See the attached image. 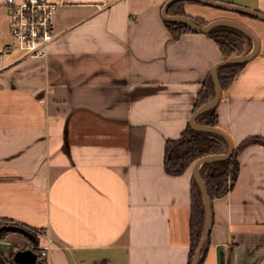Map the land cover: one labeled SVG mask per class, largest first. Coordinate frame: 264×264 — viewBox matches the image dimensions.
I'll list each match as a JSON object with an SVG mask.
<instances>
[{"label": "crops", "instance_id": "0c3cea01", "mask_svg": "<svg viewBox=\"0 0 264 264\" xmlns=\"http://www.w3.org/2000/svg\"><path fill=\"white\" fill-rule=\"evenodd\" d=\"M169 1L62 0L49 54L21 57L6 49L0 0V264L44 244V231L54 241L46 264H188L194 166L167 173L165 145L190 124L225 56L207 32L174 38ZM220 1L264 13V0ZM184 8L258 37L217 110L235 148L264 138V21L199 2ZM238 158L234 188L211 207L203 264H264V145L247 142Z\"/></svg>", "mask_w": 264, "mask_h": 264}, {"label": "trees", "instance_id": "16d2710c", "mask_svg": "<svg viewBox=\"0 0 264 264\" xmlns=\"http://www.w3.org/2000/svg\"><path fill=\"white\" fill-rule=\"evenodd\" d=\"M188 1L198 2L195 0H179L170 6L168 13L170 15L187 16L184 5ZM192 20L199 26H204L209 23L205 20ZM165 21L174 38H180L182 34L186 32H196L182 21ZM207 33L217 42L225 58L247 54L254 46V41L249 35L244 31L229 25H218ZM246 64V62L231 63L223 65L218 69V75L223 90L232 84L236 75ZM215 95L216 85L212 73H210L198 94L195 111L213 99ZM217 106L198 116L196 121L200 124L219 126V113ZM247 142L264 145V138L259 136L249 137L234 149L231 157L206 161L202 164L200 173L208 188L211 207L216 198L227 195L234 188L240 173L238 152ZM228 149V142L222 135L212 131L198 130L189 124L180 137L168 139L166 141L165 170L171 175L180 176L192 168L198 159L207 155L223 154L226 153ZM205 227L206 209L203 192L194 176L192 179V211L190 220L191 247L188 264H192L194 260ZM5 232L0 236L4 237L7 234ZM206 248L205 245L203 252ZM35 251L38 252V249L35 248ZM6 263L18 264L13 260L7 261ZM46 263V261H38L35 264Z\"/></svg>", "mask_w": 264, "mask_h": 264}, {"label": "water", "instance_id": "95a60500", "mask_svg": "<svg viewBox=\"0 0 264 264\" xmlns=\"http://www.w3.org/2000/svg\"><path fill=\"white\" fill-rule=\"evenodd\" d=\"M177 1H179V0H170L164 6L163 15H164V18L166 20L182 21L196 32H208L209 30H211L212 28H214L218 25H229V26H232V27H235V28H238V29L244 31L254 41V46L249 53L244 54V55H236L233 57L225 58V59L219 61L214 66V68L212 70V76H213V79H214V82L216 85V95L209 102H207L204 105H202L201 107H199L194 112V114L191 118V121H190V125L195 129L212 131V132H216V133L222 135L223 137L226 138L228 145H229V149L226 153L207 155L205 157L198 159L194 165V176L197 179V181H198V183L202 189V192H203L204 205H205V209H206V227H205V231H204L202 240L198 246V249H197V252H196V255L194 257L192 264H202L203 261L205 260L207 250H208V247L210 244V236H211V229H212V211H211V200H210L208 188H207V185H206L204 178L202 177V175L200 173V168H201L202 164L206 161H211V160H215V159H225V158L231 157L233 152H234L235 145H234V142H233L231 136L225 130H223L221 127L200 124L196 121V119L201 114H203L206 111L210 110L211 108L217 106L220 99H221L223 88H222V85H221V82L219 79L218 69L221 66L226 65V64L249 62L251 59H253V57H255V55L257 54V52L259 50V39L253 33V31H251L247 26H245L244 24H242L238 21H235V20L220 19V20H215V21L209 22L208 24H206L204 26H199L189 16H186V15H170L168 13V10H169L170 6ZM195 1L202 2L206 5H210L213 7L220 8V9H225V10H230V11H235V12L243 13L246 15H250L252 17H256V18L264 21V13L263 12L251 9L249 7L231 4V3H227L224 1H220V0H195ZM205 245L207 248L203 252ZM15 261L18 263L35 264L38 261V253L35 250H33L32 248L20 249V250L16 251V253H15Z\"/></svg>", "mask_w": 264, "mask_h": 264}, {"label": "built area", "instance_id": "2783aa9c", "mask_svg": "<svg viewBox=\"0 0 264 264\" xmlns=\"http://www.w3.org/2000/svg\"><path fill=\"white\" fill-rule=\"evenodd\" d=\"M61 4L62 0H5L13 38L6 49H18L21 57H46L57 37L54 16ZM41 235L46 242L34 248L39 260L47 262L54 241L47 231Z\"/></svg>", "mask_w": 264, "mask_h": 264}, {"label": "rangeland", "instance_id": "374dc122", "mask_svg": "<svg viewBox=\"0 0 264 264\" xmlns=\"http://www.w3.org/2000/svg\"><path fill=\"white\" fill-rule=\"evenodd\" d=\"M5 16H6V9H4L3 6H0V20L3 21V19L5 18ZM8 31H9V27L6 25V33H7V36L9 35Z\"/></svg>", "mask_w": 264, "mask_h": 264}]
</instances>
